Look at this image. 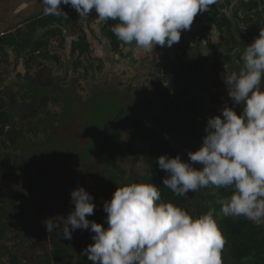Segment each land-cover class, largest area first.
<instances>
[{
  "label": "clouds",
  "instance_id": "9594fccd",
  "mask_svg": "<svg viewBox=\"0 0 264 264\" xmlns=\"http://www.w3.org/2000/svg\"><path fill=\"white\" fill-rule=\"evenodd\" d=\"M215 3L217 0H41L45 15L68 19L60 7L64 4L81 18L94 10L100 21H118L111 27L113 34L151 55L156 46L170 48L179 43L181 32L190 30L196 15ZM240 61V67L224 74L222 80L233 104L242 106L241 114L225 103L221 115L207 118L206 135L196 151L187 153L189 162H182L177 154L161 155L156 163L167 174L163 186L175 195L186 196L209 186L231 188L230 196L219 201L221 213L260 226L264 224V29L245 46ZM197 163L202 167H193ZM70 202L74 208L66 217L57 215L43 223L48 233L67 240L76 229L90 230L93 243L84 254L92 264H222L226 240L214 208L194 216L163 201L158 186L132 182L117 187L103 203L105 228L86 219L94 213L95 204L83 187L71 191Z\"/></svg>",
  "mask_w": 264,
  "mask_h": 264
},
{
  "label": "trees",
  "instance_id": "16d2710c",
  "mask_svg": "<svg viewBox=\"0 0 264 264\" xmlns=\"http://www.w3.org/2000/svg\"><path fill=\"white\" fill-rule=\"evenodd\" d=\"M251 1L253 3L242 2L241 4L247 5L250 9L255 8L256 3L254 0ZM60 7L68 14V19L45 15L41 12L28 18L24 29H14L0 35V74L3 65L7 64L8 49L15 53L17 63L19 57L25 56L24 66L27 75L20 77L19 74L18 77L21 81L20 86L24 85L28 89L18 97L17 90L1 87L3 78L0 75V185L6 187H20L27 178L34 176L35 169L32 166L34 156L31 144L38 142L41 136L48 135L46 130L51 118H49L47 108L50 107V103H44L43 109L37 110L36 119L25 121L14 120L7 103L14 104V101L20 98L22 101L28 100L33 106L38 104L40 91L37 87L33 88L26 79L29 77L31 66L40 61H48L53 56L49 53L52 41L59 38L63 40L61 29L71 23L75 25L73 8L64 4ZM215 11L219 12V9ZM215 20L220 32L223 27H229L230 19L226 16H218ZM116 23L118 21L108 20L103 23L102 27L113 46L118 49L121 44L120 40L111 31V27ZM80 44H86L84 32H82ZM72 48V51L76 48L81 50L80 46ZM156 48L162 65L160 67L165 74V86L171 92L174 101L183 108L186 116L207 126V118L211 117V112L218 114L206 109L204 104L203 96L207 89L204 72L211 67L215 80L225 86L222 76L226 73L222 62L213 51L205 53L202 46H188L182 40L170 48L161 46H156ZM82 49L85 50L84 46ZM31 93L33 96H30ZM224 93L227 95L226 90ZM214 97L216 98V94ZM228 106L232 107L236 114L242 112V106L234 105L233 102ZM110 117L103 123L102 131H99L100 146H98L110 165L106 168L102 181L96 185V189L90 192L95 208L94 213L86 216V219L105 226L107 214L103 211V203L111 199L117 187L132 182L151 183L158 186L163 201L171 202L194 216L207 212L209 208L215 209L214 217L226 240L221 253L222 264H245L246 259L250 260L251 264H264V224L257 226L243 217L231 218L221 213L219 201L230 196L231 188L209 186L198 191L192 198L175 195L163 186L162 180L167 174L156 163L161 155L169 157L176 155L172 146L168 143L159 145L154 129L145 128L135 131L131 122L133 116L126 113L124 109H117ZM6 126H8L7 129H5ZM123 127H129L132 130L131 138L127 143L122 140L121 128ZM126 154L132 156L130 173L134 170L133 164L138 158L145 166L143 173L130 176L128 171L120 165L119 160ZM74 155L75 153H68L64 157ZM88 185L73 182L66 185L65 193L70 200L72 190L83 187L87 191ZM30 212L31 209L27 208L22 191L12 189L7 194L0 191V264H2V257H5L8 264H17L19 256L16 252L20 250V246L16 239L18 226L16 223L23 221L31 214ZM7 232L11 233L9 242L4 240ZM92 235L90 230L76 229L72 232L71 240H67L62 236L57 237L55 232L50 234L45 229L43 249L40 254L43 264H92L79 246V237L88 246L93 243Z\"/></svg>",
  "mask_w": 264,
  "mask_h": 264
},
{
  "label": "flooded vegetation",
  "instance_id": "af4514ba",
  "mask_svg": "<svg viewBox=\"0 0 264 264\" xmlns=\"http://www.w3.org/2000/svg\"><path fill=\"white\" fill-rule=\"evenodd\" d=\"M242 2L253 3L251 0H231L229 2L231 8L223 14L230 19V28L223 27L222 36L217 40H223V44L219 47L216 45L217 49L212 50L222 62L225 73L240 67V58L245 46L253 42V36L254 38L259 36L260 29H264V0H254L256 7L251 9L241 4ZM73 11L75 25L71 23V26L68 25L61 29L63 40L58 37V40L52 41L49 53L53 56L48 61L32 64L29 77H26L28 83L40 91L38 104L33 106L28 100L22 101L20 98L14 101V104L7 103L13 118L19 114L18 118L26 116L29 119H36L37 110L43 109L44 103H50L47 112L51 118L49 122L51 128L47 129L51 132L53 126L57 125L52 120L69 113L64 112L68 106H71V112L80 105L90 104L89 109L99 111V114H105L108 117L117 109H124L126 113L133 116L132 125L136 117L147 118L157 114L161 86L165 85V74L160 69L162 65L157 48H154L153 55H151L146 54L134 43L126 45L120 41L121 44L117 49L103 32L102 25L105 21H100L94 10L85 18L79 17L75 9ZM27 20L14 29H24ZM82 32H84L86 42L84 45L80 44ZM216 43L213 42V45ZM241 45H243V50H240ZM76 46H80L81 50L76 48L72 51V47ZM83 46L85 50L82 49ZM238 46H240L239 49ZM7 51V64L3 65L0 74L2 78L17 67L15 53L11 49ZM235 54L239 59L238 66L236 65L237 60H232ZM23 70L24 72L20 73L21 77L27 75L26 68ZM17 73L19 75L18 71ZM18 75L15 74V80L10 83L12 86L3 85L2 82L1 87L17 90L19 97L24 90L28 89L24 85L20 86L21 81ZM30 96L33 94L31 93ZM203 126L202 123L201 128ZM65 128L63 124L57 129L54 128V131H65ZM133 129L135 130L134 126ZM121 131L122 140L127 143L131 138L132 130L129 127H123ZM81 146V148H78L79 145L74 146V151L82 153L84 149H90V146L83 142ZM63 152L68 154V149L65 147ZM83 153L85 154V151ZM64 155L62 159L65 158ZM90 155L91 157L86 161L81 159L80 171L71 169L68 178L66 176L65 184L87 183L89 184L88 193L96 189V184L102 181L104 172L110 164L100 147L92 151ZM75 156L73 157L76 158ZM73 157H66L65 160L69 161Z\"/></svg>",
  "mask_w": 264,
  "mask_h": 264
},
{
  "label": "rangeland",
  "instance_id": "374dc122",
  "mask_svg": "<svg viewBox=\"0 0 264 264\" xmlns=\"http://www.w3.org/2000/svg\"><path fill=\"white\" fill-rule=\"evenodd\" d=\"M242 32L245 31L242 30ZM242 32H240V34ZM222 44L223 40H219L216 45L219 47ZM239 47L240 46H238V49ZM240 50H243V45H241ZM236 56V54L235 57L232 56V60H237L236 65L238 66L239 59H237ZM23 58L25 59L26 57L23 56ZM23 69V65H17L15 69L3 77V85L9 84V86H12L10 83L15 80V74L17 71L23 72ZM204 75L207 79V89L203 96L206 109L213 110L217 112L218 115H221L220 109L225 103H227V105L232 103V100L224 93L226 87L215 80L214 71L211 67L205 70ZM215 94L216 98L214 97ZM88 106H90V104ZM88 106L80 105L75 111L72 110L71 112V106H68V108L64 109V112L68 111L69 113L60 115L55 120H52V122L54 121L57 123V125L53 126V131L49 132L47 129L48 135L41 136L38 142L31 144V151H33L34 156V163H32L35 169L33 173L34 176H31L30 179L27 178L20 187H6L0 185V191L6 194L12 191V189L22 191L25 195V204L28 209H31L30 215L24 218L23 221L16 223L18 224L16 239L20 246V250L16 252L19 256L17 264H43L40 258L46 229L43 221L57 215L66 217L74 208L65 193L67 185L65 184L66 176L68 178L71 169L80 171L79 165L81 159L82 161H86L91 157V152L98 148L99 130L102 129L103 123L111 118L108 117V115L99 114V111H93L91 108L89 109ZM240 114L241 112L237 115ZM213 115L215 114L211 112V116ZM17 116L19 117V114ZM63 124L66 127L65 131H54V128L57 129ZM48 128L50 129L51 126H48ZM205 128L206 126H203L200 131L202 139L206 135ZM73 129L77 131H69ZM82 142L90 146V149L83 150L85 154L82 150V153H77L73 148L78 145V148H81ZM65 147L68 149L69 154L75 153L76 158L72 156L73 158L69 161H66L65 158L62 159V156L65 154V152H63L65 151ZM131 158V155L126 154L119 160L120 165L128 171L130 176L143 173L145 166L140 158L136 159L133 164L134 170L130 173L131 170L129 167L131 165ZM98 184L99 183L96 185ZM16 224L14 225L16 226ZM106 226L107 223L105 222V226L103 224V227L107 228ZM10 236L11 233L7 232L4 239L5 242L11 240ZM79 246L80 250L84 253V249L87 246L80 237ZM1 260L2 264L7 263L5 257H2ZM245 264H251L250 260L246 259Z\"/></svg>",
  "mask_w": 264,
  "mask_h": 264
},
{
  "label": "water",
  "instance_id": "95a60500",
  "mask_svg": "<svg viewBox=\"0 0 264 264\" xmlns=\"http://www.w3.org/2000/svg\"><path fill=\"white\" fill-rule=\"evenodd\" d=\"M41 12V0H0V35ZM158 109L157 114L147 118L136 117L133 120L135 130L154 129L159 145L168 143L176 155H180L182 162H189L187 153L196 151L202 144L201 123L185 115L183 108L174 101L164 84L161 86ZM193 167L199 169L202 165L197 163ZM197 192H189L186 197L192 198Z\"/></svg>",
  "mask_w": 264,
  "mask_h": 264
},
{
  "label": "crops",
  "instance_id": "0c3cea01",
  "mask_svg": "<svg viewBox=\"0 0 264 264\" xmlns=\"http://www.w3.org/2000/svg\"><path fill=\"white\" fill-rule=\"evenodd\" d=\"M230 1L231 0H217V3L211 5L207 12L198 13L194 18L191 29L200 32L206 37L207 43L205 46H202L205 53L211 52L215 48L217 49V43L213 45V42H217L218 38L222 36V32L219 31L215 19L218 16H223V12L228 11L231 8V5L229 4ZM216 9H219V12H216ZM15 117L14 120L20 121L29 119V117L26 116L21 118H18L17 116Z\"/></svg>",
  "mask_w": 264,
  "mask_h": 264
},
{
  "label": "built area",
  "instance_id": "2783aa9c",
  "mask_svg": "<svg viewBox=\"0 0 264 264\" xmlns=\"http://www.w3.org/2000/svg\"><path fill=\"white\" fill-rule=\"evenodd\" d=\"M180 40H182L188 46H194V45L205 46L207 43V39L204 35H202L201 33L197 32L195 30H192L191 28L188 31H182L181 32ZM23 64H24V58L19 57L18 65L21 66ZM23 72H24V70H23ZM7 128H8V126H6L5 129H7Z\"/></svg>",
  "mask_w": 264,
  "mask_h": 264
},
{
  "label": "bare ground",
  "instance_id": "6f19581e",
  "mask_svg": "<svg viewBox=\"0 0 264 264\" xmlns=\"http://www.w3.org/2000/svg\"><path fill=\"white\" fill-rule=\"evenodd\" d=\"M17 65H18V63H17Z\"/></svg>",
  "mask_w": 264,
  "mask_h": 264
}]
</instances>
